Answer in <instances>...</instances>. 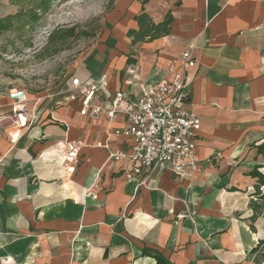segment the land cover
<instances>
[{
    "label": "crops",
    "instance_id": "crops-1",
    "mask_svg": "<svg viewBox=\"0 0 264 264\" xmlns=\"http://www.w3.org/2000/svg\"><path fill=\"white\" fill-rule=\"evenodd\" d=\"M139 17L169 18L168 31L135 39ZM108 19L106 45L71 79L99 84L98 104L119 90L135 99L192 50L186 108L201 119L199 169L128 178L130 143L113 135L125 116L82 115L71 79L29 94L24 126L0 94V264H158L155 252L168 264H264L250 254L264 239L250 175L257 165L264 174V0H113ZM75 139L85 145L69 170L62 159Z\"/></svg>",
    "mask_w": 264,
    "mask_h": 264
},
{
    "label": "built area",
    "instance_id": "built-area-1",
    "mask_svg": "<svg viewBox=\"0 0 264 264\" xmlns=\"http://www.w3.org/2000/svg\"><path fill=\"white\" fill-rule=\"evenodd\" d=\"M195 64L192 50H183L169 66L171 78L150 84L147 92L135 99L127 98L119 90L110 98L109 105L94 102L96 92L101 89L99 84L90 81L83 83L78 77L71 79L72 89H78L84 97L82 115H106L110 120H115L119 115L125 116L127 125L116 128L113 135L124 136L130 143L128 178H132L134 172L146 171L145 184L152 175L166 169L177 174L199 169L196 136L201 128V119L186 108L189 101L186 69ZM8 96L18 113L17 121L22 122L23 117L29 120L28 91L13 88L8 91ZM84 145L80 139L69 142L68 151L62 159L67 169L74 170ZM97 146L107 147V144L98 142ZM121 157L120 153L110 154L114 160Z\"/></svg>",
    "mask_w": 264,
    "mask_h": 264
},
{
    "label": "rangeland",
    "instance_id": "rangeland-1",
    "mask_svg": "<svg viewBox=\"0 0 264 264\" xmlns=\"http://www.w3.org/2000/svg\"><path fill=\"white\" fill-rule=\"evenodd\" d=\"M32 0H0V94L24 88L32 98L52 95L68 84L79 67L89 68L91 60L104 47L111 22L108 19L113 0H60L40 16L34 27L23 25L31 16L6 18L20 10L26 14ZM75 27L71 37L53 43L49 35L55 30ZM85 83L86 81H82ZM68 86H70L68 84ZM79 92L78 89H75Z\"/></svg>",
    "mask_w": 264,
    "mask_h": 264
},
{
    "label": "trees",
    "instance_id": "trees-1",
    "mask_svg": "<svg viewBox=\"0 0 264 264\" xmlns=\"http://www.w3.org/2000/svg\"><path fill=\"white\" fill-rule=\"evenodd\" d=\"M18 2L22 0H16ZM33 5L31 6L29 12H26L24 14L23 11H19L16 14L10 15L6 18L8 21V24H3L4 29H9L13 26V19L14 18H22L23 16L26 17V15H30L31 19L24 21L23 25H30L34 27V23L38 21L41 15L49 11L53 5L60 1V0H32ZM140 22L142 23V28L140 29V32L137 34L136 38L144 37L146 35H149V33L152 31L151 37H154L161 33V31L164 29V31H168L167 28H165V24L169 23V18L166 20L163 24H154L153 22H147L146 25H143V20L141 17H139ZM63 33V37H71L75 33V27L72 26L70 28H67L65 30H55L49 35L50 42H54L59 40L58 33ZM261 165L255 166V168L250 172V175L257 178L256 183V191L254 192V200H252V208L254 210V214L251 217L252 221H255L257 217L262 213L264 209V192L261 190V187L264 186V174L260 172L259 168ZM250 254H258L261 258L264 259V239L260 240L259 243L251 250ZM154 257L156 258L158 264H168L167 260L160 254L155 252Z\"/></svg>",
    "mask_w": 264,
    "mask_h": 264
},
{
    "label": "bare ground",
    "instance_id": "bare-ground-1",
    "mask_svg": "<svg viewBox=\"0 0 264 264\" xmlns=\"http://www.w3.org/2000/svg\"><path fill=\"white\" fill-rule=\"evenodd\" d=\"M28 119L23 117V121H20V125L23 124V126L27 123Z\"/></svg>",
    "mask_w": 264,
    "mask_h": 264
}]
</instances>
